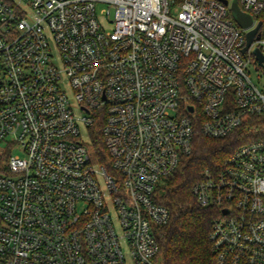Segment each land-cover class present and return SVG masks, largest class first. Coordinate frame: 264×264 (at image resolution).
<instances>
[{
	"label": "built area",
	"instance_id": "2783aa9c",
	"mask_svg": "<svg viewBox=\"0 0 264 264\" xmlns=\"http://www.w3.org/2000/svg\"><path fill=\"white\" fill-rule=\"evenodd\" d=\"M233 1L0 0L1 264H157L199 133L239 143L191 189L215 264H264V0H238L247 28Z\"/></svg>",
	"mask_w": 264,
	"mask_h": 264
},
{
	"label": "trees",
	"instance_id": "16d2710c",
	"mask_svg": "<svg viewBox=\"0 0 264 264\" xmlns=\"http://www.w3.org/2000/svg\"><path fill=\"white\" fill-rule=\"evenodd\" d=\"M102 127L103 121L97 120L88 129V139L97 159L106 162ZM238 144L235 138L220 140L199 133L187 166L168 179L166 193L172 217L166 226L159 229L162 264H215L210 234L220 209L201 206L191 189L198 171L213 164L219 165Z\"/></svg>",
	"mask_w": 264,
	"mask_h": 264
},
{
	"label": "water",
	"instance_id": "95a60500",
	"mask_svg": "<svg viewBox=\"0 0 264 264\" xmlns=\"http://www.w3.org/2000/svg\"><path fill=\"white\" fill-rule=\"evenodd\" d=\"M225 3H227V1H225ZM232 13L233 16L235 18V20L238 22V24L244 28L250 27L253 24V17L248 14L245 13L241 10L239 4H238V0H234L232 3ZM262 23L260 22L257 26L256 29L252 30L251 32L248 33L247 36V46L245 47L244 51L251 45V43L254 40V37L258 31V29L261 27ZM257 38H260V34H258ZM255 54L257 55L258 59L262 62L264 61V57L261 54V52L259 50H255ZM192 110V108H191ZM226 213V211H225Z\"/></svg>",
	"mask_w": 264,
	"mask_h": 264
},
{
	"label": "rangeland",
	"instance_id": "374dc122",
	"mask_svg": "<svg viewBox=\"0 0 264 264\" xmlns=\"http://www.w3.org/2000/svg\"><path fill=\"white\" fill-rule=\"evenodd\" d=\"M250 75L252 77V79L260 86V87H264V67L263 66H260V65H253L250 69ZM69 94V98L71 99L72 103L74 104L75 102V99H74V96L73 94L71 93V91L68 92ZM75 114L78 115V116H83L85 115L86 113L83 112L79 106H76L75 105ZM82 133H83V136L85 137V140L87 142V146L89 148V152L92 154V148H91V145H90V141L88 139V134H87V131L86 129L83 127L82 128ZM15 154H20L19 150H15L14 151ZM161 257L159 259H157V264H159V262L161 261ZM127 264H133L132 260L131 259H128L127 261Z\"/></svg>",
	"mask_w": 264,
	"mask_h": 264
}]
</instances>
